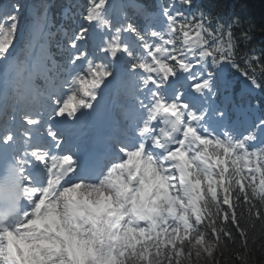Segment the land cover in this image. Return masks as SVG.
<instances>
[{"label": "trees", "instance_id": "trees-1", "mask_svg": "<svg viewBox=\"0 0 264 264\" xmlns=\"http://www.w3.org/2000/svg\"><path fill=\"white\" fill-rule=\"evenodd\" d=\"M235 12L249 21L254 40L262 49L264 66V0H239ZM245 36L240 31L239 39L247 46L245 51L252 52ZM260 81L263 85L264 76ZM234 212V223L222 215L212 225L218 233L216 241L205 229L200 241L176 245L163 264H264V204L254 201L249 205L234 193ZM154 262L157 256H153L151 263Z\"/></svg>", "mask_w": 264, "mask_h": 264}, {"label": "bare ground", "instance_id": "bare-ground-1", "mask_svg": "<svg viewBox=\"0 0 264 264\" xmlns=\"http://www.w3.org/2000/svg\"><path fill=\"white\" fill-rule=\"evenodd\" d=\"M167 1V0H166ZM11 20L14 21V18L11 17ZM14 26V23L12 24ZM11 26V27H12ZM16 37H21L22 34L20 31H16ZM15 37V38H16ZM3 39V42L2 40ZM8 45V46H7ZM14 51L15 55L11 56L8 52ZM7 61L9 64V69L6 73V86L12 88L11 91L13 93L17 92L18 88H23L24 84V69L18 60V49L17 47L13 48L11 43H9L8 35L0 36V61ZM108 76H111L116 83H119V80L122 81V77L118 79L117 73H109ZM106 79H100L97 82V85L100 89V84L102 81ZM14 83L15 86H14ZM29 83V82H28ZM111 84L108 83V87ZM116 89L113 88V94H116ZM25 92V91H24ZM99 92H104L102 89ZM18 93V92H17ZM27 93V92H26ZM22 98V97H21ZM17 105L21 108V111H26L25 106L22 103H17ZM11 110H14L12 108ZM30 121V119H28ZM4 139V138H2ZM27 161V159H26ZM24 162V161H23ZM115 178H118V174H115ZM117 181H119L117 179ZM84 196V205H79L78 202L75 200L79 197V195ZM63 200L59 201L58 208L55 209L56 213L60 212H75L77 213L78 210L83 211L86 213V223L89 228H86L83 233L87 232L91 238L98 237L101 234V225L103 221L108 219V216L105 217L106 214H110L109 216H114L117 219L121 217V209H114L112 205L114 204L113 195L108 193H104L102 190L97 188H83L80 184L76 183L73 184L71 187L65 188L61 191V197H65ZM70 199H73V202H70ZM56 213H52L48 216L47 219L51 220L53 225L56 229L62 233L66 240L65 246L57 247L52 246V251L57 255L58 259L62 255V253L68 254V257H71V261L67 264H115L116 260L114 255H110V252L107 251L105 248L104 250L97 254L93 252V248L86 244L84 239L78 236H72L71 234L68 235V232L64 228V223L59 220ZM113 224H109L107 222V227L112 228ZM122 238H115L112 240L111 245H113L114 240L118 242ZM188 245V244H187ZM119 246V244H118ZM115 260V261H114ZM31 264V263H30ZM59 264H64L60 262Z\"/></svg>", "mask_w": 264, "mask_h": 264}, {"label": "rangeland", "instance_id": "rangeland-1", "mask_svg": "<svg viewBox=\"0 0 264 264\" xmlns=\"http://www.w3.org/2000/svg\"><path fill=\"white\" fill-rule=\"evenodd\" d=\"M236 153H240V152L237 151ZM156 179L158 181L159 188L157 190H155V193L156 194H155L154 198H152V200L153 199L161 198L165 202V204L167 205V207H170V206L174 205V202L178 199L176 197V194H175V186H172L171 185L173 187V189L170 190L169 189V185L165 182V180L163 178L157 176ZM160 186H162V188ZM157 192L158 193H161V194H157ZM148 201H151V200H148ZM185 204H186L185 202L182 203V205H185ZM147 207H150V205H148V202H146V204L142 207V210H144V213H147L148 212L147 209H146ZM149 212L150 213H153V211H149ZM156 218H157V216L155 215V217H154V221L155 222H156ZM161 227L163 228V231L162 232L163 233H167V237H168V239L165 242H164V239L161 240L162 241V245H163L165 243L171 242L174 239V237L176 236V232L175 231H172L169 228H167L166 225H164V227L163 226H161ZM124 230L127 232V235H128V237L130 239L133 232L126 225L124 226ZM42 264H44V263H42ZM115 264H120V262H115Z\"/></svg>", "mask_w": 264, "mask_h": 264}]
</instances>
